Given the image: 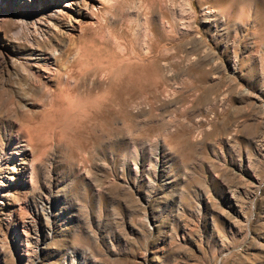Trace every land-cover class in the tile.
Returning <instances> with one entry per match:
<instances>
[{
    "label": "rangeland",
    "instance_id": "rangeland-1",
    "mask_svg": "<svg viewBox=\"0 0 264 264\" xmlns=\"http://www.w3.org/2000/svg\"><path fill=\"white\" fill-rule=\"evenodd\" d=\"M98 4L77 44L0 0V142L33 165L24 179L15 154L0 165V264H264V0ZM37 46L64 49L57 80L30 78L22 52ZM125 50V74L180 57L179 71L159 61L167 85L130 84L128 127L119 104L82 105L121 86L85 58Z\"/></svg>",
    "mask_w": 264,
    "mask_h": 264
},
{
    "label": "bare ground",
    "instance_id": "bare-ground-1",
    "mask_svg": "<svg viewBox=\"0 0 264 264\" xmlns=\"http://www.w3.org/2000/svg\"><path fill=\"white\" fill-rule=\"evenodd\" d=\"M104 1L105 2L107 1V4H108L105 6L106 9H113V7H115V6H120L122 9V8H124V6H127V4H128V0H104ZM14 2L19 3L18 8H19V15H20L21 19H26L29 17H38L37 21L34 22L33 25L36 26V23H38V24H43V23L45 24L46 23L47 25H54L56 28L53 29L54 31L52 32L51 37H54V36H57V37L63 36L64 37L65 36L70 40L71 43H77V44L81 43V41H82L81 39L83 38L84 34L87 33V31L90 30L92 27L91 25H93V19L95 18V15H97L100 12V9H102L101 5L98 4L99 0H14ZM142 6L144 9L143 13H144V15H146L147 9H146V7H144V5H142ZM106 12H107V10H106ZM140 18L143 19L144 17H140ZM145 19H147V18H144V20ZM37 27H40V26H37ZM77 31H79V34H77L75 36L73 33L77 32ZM13 33H14L16 38L21 37L24 33L23 26H20V28L15 30ZM71 34H73L75 37L71 36ZM163 34L165 36V33L161 31L160 36H163ZM40 35H42V34H40ZM160 36H159V38H160ZM44 40H48V39L45 37ZM34 42L35 41L33 40L31 42V45L34 44ZM38 44H36V45H38ZM41 44H43V43H41ZM33 48L34 47H31V49H28L27 51L22 52V54H23L22 56H23L24 62H25L24 64L27 67L28 74L31 76L30 78H32V79H33V77L41 78L42 80H45V82L49 83L56 76L55 79L57 80V77L59 75L58 66H56L58 63L57 62L58 54L60 56V53L64 49L61 51L59 49L54 48L53 52H49V51L47 52L45 50L38 48V46L35 47L34 49ZM66 49H68V48H66ZM57 50L59 52H57ZM119 51L121 52L122 50H119ZM128 53H129V51H128ZM128 53L125 50V52L123 51L122 54L120 53L117 56V55H115V53L113 51H108V53H107L108 56H107V59H105L106 62L104 63L103 59L101 57V53L96 52L95 53L96 57L89 59V57L87 56L85 58V63H87V64L89 63L92 65L91 69H90L91 71L90 70L85 71V69H83V70L80 69L76 72H73L74 76L78 77V79L79 80L81 79L82 81L85 79V77L87 78L89 76V73H88L89 71H90V75L95 76L98 73V71H100L101 69L102 70L106 69L107 74H109V76L113 75V77H115L114 78L115 80L112 81V83L110 84V87L113 89L116 85L120 86V84H121L120 89H116V91L114 90V91H111L109 93H105V94H101V95H97L96 91H94V93H93L92 91L87 90L88 91L87 95L89 97H91V101H88L87 103L82 102V105L86 106L93 113V116H96L99 114L98 110H97V108H98L97 105L99 103H102V101H103V103H102L103 105H105L107 107L112 106V108L115 104H119L120 108H121L122 123L125 127H128L130 124L129 123L130 115H129V111L127 109L128 103L131 100V96H132V94L129 91L130 86H131L130 84L132 82H134L135 80H139L144 86L145 85H149V86L151 85L153 88H155L154 90H157L159 87H162L163 85H167L168 79L169 80L172 79L177 74L176 75L171 74L170 76H168V78L166 76H164L163 75L164 73H162L164 71L162 69L164 64L161 67L162 63L160 64V62H159L161 59L169 61V64L171 66H173V68L175 67L174 71L180 70V68L178 67L180 65V64L178 65V62L180 61L179 60L180 57H178V52H177V50H175L173 52H170L164 58L163 57L161 58L162 53H158V54L154 55L151 59L147 60V63H145V65L142 68H140L138 71H134V73H133L134 75L130 74L129 72L125 74L124 72L126 71V68L128 67V63H129V61H131V58H130ZM152 53H154V52H152ZM142 54H144V53H142ZM116 57H117V59H116ZM134 59H136V58H134ZM190 64H192V63H190ZM196 65H197L196 62L194 63V65L192 64V66L190 68H188L187 73L190 75V77L193 75L192 77L197 82H201V81H203V79L206 78L207 72L202 67H200L199 65L198 66H196ZM200 65H201V63H200ZM61 66H59V67L61 68ZM62 75H64V74H62ZM21 76L22 75H20V77ZM120 76H121V78H119ZM21 78H23V77H21ZM58 78H60V76ZM62 78H63V76L61 77V79ZM38 81H39V79H38ZM67 82H70V81H67ZM61 85H63V84H61ZM112 85H113V87H112ZM123 85L125 86V88ZM126 86H128V88ZM76 87H78V85L73 86V88H76ZM64 89L68 90L66 87H64ZM202 90H203V87H202ZM198 92H200V91L198 90ZM111 116H112V114H111ZM113 118H115L114 114L112 117H110L108 119V123H106V126L103 127V130H105L106 132H110L112 130L111 124H112ZM16 132H17V130H16ZM22 132L24 134L23 130H22ZM23 138H25V137H23ZM1 141L3 143V138ZM14 141H16V143H18V139L16 136H14ZM26 144H27V142L25 143V145ZM12 148L15 149V151L10 150L7 152L5 149H3V147L1 146V142H0V165L2 163H4L7 158L8 159L13 158V154H15L16 159H20V163L22 164L21 165V172H22V178L24 179V177H26L28 174L31 175L33 165L30 164L31 162L30 163H28V161L26 162L25 158H22V156L24 155V152H25L24 147H19L16 145ZM158 159H159V157L156 155V157H155L156 163H157ZM26 173H27V175H26Z\"/></svg>",
    "mask_w": 264,
    "mask_h": 264
}]
</instances>
